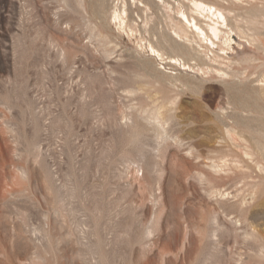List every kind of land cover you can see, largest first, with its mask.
Listing matches in <instances>:
<instances>
[{"label": "rangeland", "instance_id": "obj_1", "mask_svg": "<svg viewBox=\"0 0 264 264\" xmlns=\"http://www.w3.org/2000/svg\"><path fill=\"white\" fill-rule=\"evenodd\" d=\"M192 1L0 0V264H264V0Z\"/></svg>", "mask_w": 264, "mask_h": 264}, {"label": "bare ground", "instance_id": "obj_2", "mask_svg": "<svg viewBox=\"0 0 264 264\" xmlns=\"http://www.w3.org/2000/svg\"><path fill=\"white\" fill-rule=\"evenodd\" d=\"M192 5H193V8H194V9L193 8L192 9L195 10L196 13H198L199 15L204 16L205 18H208L211 21V24L209 23V25H207V26H209V30L208 31L211 32L210 34H212L213 37L219 38L220 37V33L222 32V29H221L222 27L221 26H224V27L228 26L226 14H225L224 10L222 9L223 6L221 5L220 6L221 8H220L219 6H216L214 4V2L213 3L209 2V0L208 1L195 0V1H192ZM231 10L233 11V9H230V10H227V11H231ZM185 13L184 12L181 13V16H182V20L180 22L181 25L178 26V29L176 28V32L175 33H177L178 36H180V38H183V37H181V34L184 35V36H187V34H189V31L193 30L192 28H195V30L197 32V35L203 36L204 40H207V39L209 40V38H210V37H208L209 33L207 34V32H205V30L202 29V27L199 26L200 24L197 22V20H195V18H193L191 20V18H189ZM259 13H261V12H259ZM122 16H121V14L120 15L119 14H115L114 20H119V26L121 28H124V27L127 28L128 27L129 30L133 33V31H134L133 28L136 29V27H137V25L135 23V20L133 18H130L128 23H125L126 21H124ZM256 16H258V15L256 14ZM260 17L264 18V14H262ZM180 19H179V21H180ZM189 29H191V30H189ZM200 37H198V38H200ZM187 38H188V36H187ZM213 40L210 39V41H209V42H211L212 45L215 44L213 42ZM201 42H202V39H201ZM149 47H150L151 51L154 54H157V56H161L160 53L153 46L150 45ZM172 60H175V59H172ZM175 62H176V60H175ZM172 63L174 64V61Z\"/></svg>", "mask_w": 264, "mask_h": 264}]
</instances>
